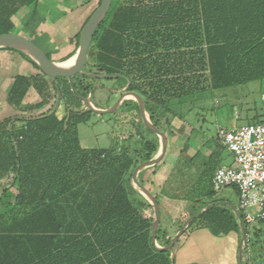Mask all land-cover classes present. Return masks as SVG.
I'll return each mask as SVG.
<instances>
[{
    "label": "trees",
    "instance_id": "trees-1",
    "mask_svg": "<svg viewBox=\"0 0 264 264\" xmlns=\"http://www.w3.org/2000/svg\"><path fill=\"white\" fill-rule=\"evenodd\" d=\"M38 1L0 0V35L13 33L11 17L32 4L26 27L34 33L42 20ZM87 57L86 67L69 83L77 101L87 99L92 83L85 81L105 80L123 82L127 92L144 98L145 106L160 103L168 111L176 99L179 108H191L214 91L261 82L264 0H113ZM28 60L40 75L14 78L7 103L21 114L0 122V264H172L169 251L152 244L153 221L140 212L127 188L130 170L152 160L156 145L144 141L134 150L130 135L105 148H83L78 127L96 115L85 104L72 110L63 103L60 118L56 106L26 118L35 110L22 106L29 89L42 96L48 87L47 75L32 57ZM178 74H197L203 83L188 90L189 78L179 84ZM62 79L67 81L57 77L51 85L55 104L64 101L57 84ZM193 94L195 102L188 100ZM148 110L152 113V107ZM150 121L155 123L153 114ZM179 161L180 175L195 165L192 159ZM212 168L209 161L197 166L195 184L183 198L190 201L191 216L201 213V226L219 236L239 226L223 206L202 212L217 204L204 202L215 196L203 179ZM152 196L161 224L159 198ZM159 233L157 228L155 241L161 244ZM169 244L168 239L162 246Z\"/></svg>",
    "mask_w": 264,
    "mask_h": 264
},
{
    "label": "rangeland",
    "instance_id": "rangeland-1",
    "mask_svg": "<svg viewBox=\"0 0 264 264\" xmlns=\"http://www.w3.org/2000/svg\"><path fill=\"white\" fill-rule=\"evenodd\" d=\"M97 7L98 0H94L90 15ZM39 15L42 17V14L39 13ZM12 31L13 33H20L21 29L16 27ZM45 33L44 31L36 34L33 37L34 43L41 45L50 58L61 54L62 62L70 60L71 58L62 56L65 47L63 45L59 47L53 45L52 39L45 37ZM76 50H78V47H76ZM7 51L16 53L22 59L31 63L28 60V58H31L30 55L25 52ZM176 76H179V74ZM45 78H48V87L42 96L38 95V98L28 99L27 104L34 106L35 110L31 113H25L26 118L37 116L53 106H56V114L60 118L64 114L63 103H67L72 110L83 109L84 102L77 101L71 95L69 81L65 79L57 81L64 101L55 104L53 92L51 91L53 78L49 76H45ZM184 78H189L186 85L188 90H196L199 82L203 83V79H199L197 74H185L178 77L179 84ZM90 82L92 85L88 91L87 99L98 110L111 109L121 95L128 93L123 82L101 80L85 81V84ZM175 89L178 90L177 87ZM260 90V81L217 90L200 101H196L191 108L186 106L179 108L176 104L177 100L173 99L168 111L160 103H148L145 106L144 98L135 92L143 102L145 121L159 133L165 135L166 148L161 160L153 166L142 168L136 174L135 180L133 179L135 169H131L126 176L130 198L140 203V212L152 221L155 218L154 203L143 192V189L159 198L164 221L157 227L160 230L159 236L161 238V244L156 242L158 247H163L168 230L172 233L180 232L184 224L193 217V215L191 216L190 201L185 200L183 197L195 184L198 176L197 166L208 161L215 166L222 162L226 165L232 163L233 159L230 153L219 144L217 132L219 129L230 130L234 127H241L253 123L255 118H260L263 113L260 104ZM149 92H151L150 89ZM196 98L197 95L193 94L188 97V100L195 102ZM137 107L139 108L137 99L128 95L112 113L93 115L88 123L81 124L78 127L81 146L86 149L105 148L115 140L119 139L122 142L132 135L134 139L131 146L134 150L138 149L144 141H149L157 147L152 159L160 156L162 138L145 125L140 110L137 111ZM149 107H152V113L149 112ZM19 114L21 113L15 108L6 105L0 106V122ZM151 114L154 115V124L150 121ZM219 151L221 156L217 158L216 154ZM190 159L194 160L195 165L186 168L185 174H178L183 168V164L179 160L188 161ZM200 170L203 171L201 168ZM161 188L165 190L167 196L164 195ZM204 202H217L213 207L221 204L227 212L233 214V209L237 207L238 203L236 192L231 187L224 188L218 195ZM206 208H203L202 211ZM198 218H194L180 234L184 233L183 236L190 235L185 245L187 253L188 250H193L191 253L194 256V261L190 264H237L241 235L239 227L227 234L215 236L207 228L201 226L202 222ZM247 232L253 247L251 263L264 264V221L253 225Z\"/></svg>",
    "mask_w": 264,
    "mask_h": 264
},
{
    "label": "crops",
    "instance_id": "crops-1",
    "mask_svg": "<svg viewBox=\"0 0 264 264\" xmlns=\"http://www.w3.org/2000/svg\"><path fill=\"white\" fill-rule=\"evenodd\" d=\"M93 1L94 0H39L38 12L42 14L41 17L42 20L36 26L34 33H30L29 30H27V27H25L32 15L34 9L33 4L19 9L11 17V22L13 24V28L18 27L19 29H21L20 33H16V34L25 36L32 42H34L33 37L36 34L45 31L46 32L45 37L52 39L53 45L58 47L63 45V47H65L64 49L65 52L62 55L64 58L66 57L73 58L77 53L74 37L78 34V32L81 30L87 19L90 17L89 15L91 12ZM7 50H11V49L0 47V106L1 105L9 106V104L7 103V96L12 86L13 80L16 76L40 75L38 69L34 67L31 63L25 61L16 53L9 52ZM75 50L76 52L74 53ZM50 60L54 63H59L62 62L63 59L61 58V54H60L58 56H54L53 58H50ZM44 79L47 83H49L47 80L48 78H44ZM35 97L38 98L39 97L38 94L33 89H29L25 98L22 101V106L28 105L27 104L28 99L29 98L35 99ZM219 144L221 145L220 141ZM217 154H219L218 156L220 158L221 156L220 151ZM221 164L224 163L223 162L219 163L216 166L213 165V168L210 171L204 172L203 179L207 173L213 171L216 167H218ZM220 206L222 205L220 204ZM234 209L236 210V208ZM234 215L236 217L241 234L240 214L238 213L240 220L236 216L235 212ZM162 221L164 220L162 219ZM178 234L179 232L172 233L171 231L168 230L165 238L166 240L168 239L170 240V244L168 246H163L160 248H164V247L168 248L167 250L170 253L172 264H190L191 262L194 261L193 259L194 256L191 253L193 252V250L191 251L188 250V253L185 250V245L189 240L190 235L183 236L184 233L182 235H178ZM174 238L176 239L174 240ZM241 240H242V235H240V240H239L240 246H239L238 259H240L241 264L243 262L245 263V257L246 255H248L249 262L250 264H252L251 263L253 257L252 243L250 241V247L248 250L244 248L242 249ZM263 247H264V242H263ZM238 259H237V264H238Z\"/></svg>",
    "mask_w": 264,
    "mask_h": 264
},
{
    "label": "built area",
    "instance_id": "built-area-1",
    "mask_svg": "<svg viewBox=\"0 0 264 264\" xmlns=\"http://www.w3.org/2000/svg\"><path fill=\"white\" fill-rule=\"evenodd\" d=\"M260 104L263 115L259 122L218 130L217 139L233 160L229 165H219L204 177L215 195L227 187L235 190L236 210L244 230L241 248L247 250L250 247L247 230L264 221V77ZM245 264H250L248 255Z\"/></svg>",
    "mask_w": 264,
    "mask_h": 264
},
{
    "label": "water",
    "instance_id": "water-1",
    "mask_svg": "<svg viewBox=\"0 0 264 264\" xmlns=\"http://www.w3.org/2000/svg\"><path fill=\"white\" fill-rule=\"evenodd\" d=\"M113 0H100V3L98 5V7L94 10V12L90 15V17L87 19V21L85 22V24L83 25V27L80 30V34H79V47L77 50V53L75 55V60L74 63L72 64V66L68 67V68H63L59 65V63H54L52 62L50 59L47 58V56L41 51V49L31 40H29L27 37L22 36L20 34H16V33H8V34H1L0 35V47H13V48H17L20 49L24 52H27L28 54H30V56L36 61L38 67L49 77L51 78H57V77H61V78H66L69 83L71 84L72 81V77L76 74L81 73V71L86 67L87 61H88V57H87V52L91 43V40L93 38L94 32L97 28V26L99 25V23L101 22L102 18L104 17L105 13L107 12V10L110 8L111 3ZM128 95L134 96L139 104V110H140V114L143 117V120L145 122V125L152 131H154L155 133L159 134L162 138V150H161V154L160 156H158L155 159H152L148 162L139 164L136 168H135V174L133 175V179L135 180L136 174L145 167L148 166H153L155 165L159 160H161V158L164 156L165 154V148H166V144H165V135L162 133H159L157 130H155L154 128H152L146 121L144 118V114H143V102L141 100V98H139V96L133 92H128L125 93L123 95H121L118 100L116 101V103L114 104V106L106 111L103 110H98L96 108H94L91 103L89 102L88 99H84L83 102L84 104L94 113L98 114V115H103L105 113H112L113 111L116 110V108L119 106V104L121 103V101ZM143 192L151 199V201L154 203V214H155V218L153 221V229H152V233H151V241L152 244L155 246L156 249L158 250H167V247L164 248H160L156 245V241H155V232L157 230V227L159 225V206L158 203L156 202V200L153 198V196L147 192L146 190L143 189ZM215 205V204H214ZM214 205L212 206H208L206 209H204L202 212L208 210L209 208H212ZM234 212L236 214V216L238 217V219L240 220V217L237 213V211L234 209ZM201 213L196 214L195 216H193L192 218H190L182 227L181 231L179 232L178 235L181 234V232L186 228V226L196 217H199ZM240 228H241V235H242V240L243 241V237H244V230H243V226L242 223L240 221ZM176 238H174L175 240ZM173 240V241H174ZM238 264H241L240 259H238Z\"/></svg>",
    "mask_w": 264,
    "mask_h": 264
},
{
    "label": "bare ground",
    "instance_id": "bare-ground-1",
    "mask_svg": "<svg viewBox=\"0 0 264 264\" xmlns=\"http://www.w3.org/2000/svg\"><path fill=\"white\" fill-rule=\"evenodd\" d=\"M75 57L71 58L70 60L66 61V62H62L59 63V65L63 68H68L70 66H72V64L74 63Z\"/></svg>",
    "mask_w": 264,
    "mask_h": 264
}]
</instances>
